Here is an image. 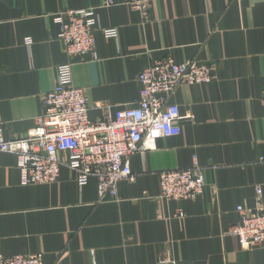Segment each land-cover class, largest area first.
Instances as JSON below:
<instances>
[{
	"label": "crops",
	"instance_id": "0c3cea01",
	"mask_svg": "<svg viewBox=\"0 0 264 264\" xmlns=\"http://www.w3.org/2000/svg\"><path fill=\"white\" fill-rule=\"evenodd\" d=\"M103 1L0 0L6 140L34 129L56 68L68 61L59 11L94 7L100 29L118 30L116 39L97 31V60L72 67L90 120L135 105L137 76L157 60L211 65L215 80L174 91L170 103L188 118L181 134L157 136L131 156L135 180L118 186L117 200L100 202L96 180L79 186L66 167L53 184L24 186L15 156L0 152V255L41 254L43 264H264V248L241 250L225 234L239 222L237 207H254L255 186L264 202V0H158L144 13ZM194 157L203 194L162 200L158 173L189 169Z\"/></svg>",
	"mask_w": 264,
	"mask_h": 264
},
{
	"label": "built area",
	"instance_id": "2783aa9c",
	"mask_svg": "<svg viewBox=\"0 0 264 264\" xmlns=\"http://www.w3.org/2000/svg\"><path fill=\"white\" fill-rule=\"evenodd\" d=\"M154 1L158 0H104L101 8L124 4L132 11L144 13ZM95 11L96 8L89 7L55 14L57 41L68 61L56 68L55 86L42 98L43 113L36 118L34 129L24 138L9 141L0 128V152L15 156L24 186L53 184L60 178V169L66 167L76 175L79 186L95 179L98 199L103 202L117 200L118 186L135 180L130 170L132 155L153 147L157 136L169 138L181 134L179 123L188 118L170 103L174 91L183 85L210 84L215 75L214 67L205 63L157 60L137 76L139 99L135 105L116 108L104 120H90L88 99L83 89L73 85L72 67L75 60H97V31L105 39L118 36L116 29L98 27ZM61 154H66V158L60 159ZM158 187L159 197L164 201L191 200L205 191V173L194 157L189 169L159 172ZM254 195V207H237L239 222L225 233L237 240L241 250L264 248L261 186H255ZM0 264L43 262L41 254L0 255Z\"/></svg>",
	"mask_w": 264,
	"mask_h": 264
}]
</instances>
